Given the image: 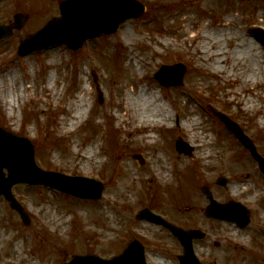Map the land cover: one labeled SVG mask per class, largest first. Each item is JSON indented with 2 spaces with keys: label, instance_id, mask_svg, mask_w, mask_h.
<instances>
[{
  "label": "rangeland",
  "instance_id": "1",
  "mask_svg": "<svg viewBox=\"0 0 264 264\" xmlns=\"http://www.w3.org/2000/svg\"><path fill=\"white\" fill-rule=\"evenodd\" d=\"M138 1L147 7L144 15L126 21L113 35L89 40L78 52L61 45L23 58L17 53L20 41L61 18L60 0L0 2V20L6 25L13 21L12 10L29 17L23 29L0 41V93L4 91L0 126L33 143L39 167L105 184L99 201L43 186H14V197L30 218L28 227L0 195V264H63L87 254L111 258L134 239L144 244L149 264H159L156 258L164 264H179L180 242L164 227L137 219L144 208L181 227L205 231L206 238L194 243L204 264H264V174L210 108L217 107L237 121L264 156V46L248 33L249 28L264 30V0ZM204 25L236 35L222 40L226 63L232 42L245 39L255 45L258 54L245 60L250 66L246 75L237 74L225 61L220 64L224 70L219 71L206 58L198 59L203 53L202 38L194 35ZM180 63L187 68L182 86L165 88L154 78L162 64ZM95 78L103 92L102 103ZM85 86L89 113L73 129L66 128L69 104ZM133 87L160 93L171 116L153 143L139 131L130 135L129 126L116 117ZM190 118L198 121L194 130L185 129ZM179 138L194 147L190 154L176 150ZM88 147L100 152V161L91 159L87 164L83 160ZM203 149L210 151L209 158L201 157ZM226 159L246 161L251 168L234 172ZM159 163L168 167L165 185L157 183L153 173ZM246 172L251 174L245 184L249 190L239 188L241 192L233 195L231 189ZM131 174L121 192L114 194L115 186H121L119 180ZM207 174L213 177L204 181ZM222 176L228 178L225 187L218 184ZM204 186L221 203L242 201L252 212V224L241 228L207 217L210 203ZM130 187L136 189L132 195ZM217 191L225 193L226 199L219 198ZM197 195L204 201L201 206ZM55 217L63 222L57 223Z\"/></svg>",
  "mask_w": 264,
  "mask_h": 264
},
{
  "label": "water",
  "instance_id": "2",
  "mask_svg": "<svg viewBox=\"0 0 264 264\" xmlns=\"http://www.w3.org/2000/svg\"><path fill=\"white\" fill-rule=\"evenodd\" d=\"M60 8L62 19L50 22L31 39L25 41L20 47V54L25 55L34 50H44L62 43L67 44L73 50H78L88 38H95L101 33H114L122 22L132 17L141 16L145 9L136 0H69L63 2ZM21 24L22 22L16 26L20 28ZM249 32L264 45V32L261 29H253ZM9 34L6 27H0V38ZM185 72L186 68L181 64L162 66L156 74V78L167 87L182 85ZM215 114L251 150L264 172V159L258 155L254 144L240 126L223 113L215 110ZM177 149L179 152L188 154L192 150L182 140L178 141ZM3 168L8 169V178L4 177ZM222 181L221 184L224 185L226 179L223 178ZM17 183L43 184L79 198L87 199H100L104 190V185L93 179L71 178L40 169L36 165L34 148L31 142L26 138L15 136L0 129V194L6 196L11 206L21 213L24 222L28 225L29 221L22 207L11 193L12 187ZM204 193L211 202L207 211L208 215L219 219L235 220L242 226L250 222L248 210L241 204L231 202L227 205H219L213 199L209 189L205 188ZM138 217L166 226L181 239L185 248V254L180 257L181 264H201L194 254L192 240L203 237L202 233L183 231L147 209L141 211ZM69 264L147 263L143 246L138 241H133L120 256L111 260L90 255L76 257Z\"/></svg>",
  "mask_w": 264,
  "mask_h": 264
},
{
  "label": "bare ground",
  "instance_id": "3",
  "mask_svg": "<svg viewBox=\"0 0 264 264\" xmlns=\"http://www.w3.org/2000/svg\"><path fill=\"white\" fill-rule=\"evenodd\" d=\"M222 25L223 24H218V26ZM207 28L208 26L204 25V27H202V30H200L198 34L196 33L194 35V38L196 39H199L200 37L202 38L200 46H202L201 49L203 53L197 56L198 59L206 58L208 61H211L210 64L216 67L219 71L224 70L222 67H220V64L225 61V64L230 63L233 70L235 72L237 71V74L246 75L250 71V66L247 65L245 60L248 59L251 55L257 57L258 54L257 51H255V45L252 42L246 43L245 39H242L241 41L235 43L232 42L230 45H228L229 48L232 49L228 57V60H230V62L226 63L227 55L225 53V50H223L225 48H221L222 40L225 38L230 40L229 36L236 35L232 34L231 31L228 33L224 30L219 31V28L217 26L213 30H208ZM218 32H221L223 35ZM206 66H209V63H206ZM2 81L3 79L0 80L1 88L3 87ZM244 81L246 82L245 78ZM87 91V86L83 87L81 94L70 102L69 106L71 107V114L67 115L70 119H68V121L64 123V126L66 128L73 129L83 120L86 115H88L89 106L87 101ZM3 94L4 91H1L0 95L3 96ZM166 106L167 105L162 101V95L158 92H155L153 88L148 89L141 87L140 89H136L135 87H133V90L128 91L127 95L125 96V102L123 103V105H121L120 108L117 109L116 117L120 122H125L129 126V128H126V130L129 131L130 135H133L136 131H139L143 137H147L148 139L150 138L149 143H153L158 137L155 136L156 132H158L161 128L169 125L171 116L170 114L166 113L165 110H168ZM9 108L10 110L13 109L12 103L9 104ZM197 125V119L190 118L185 124V129L194 130ZM68 132H70V130ZM194 136L195 134H193V137ZM202 140L206 141L205 137H203ZM81 156H83V160L86 161L87 164L90 163L89 160L91 159H94L96 163L100 161V152L97 153L94 149H92V147H88V150L86 149L85 153ZM201 157L209 158L210 151H206V149H203ZM226 162L230 164V168L234 172H238L240 170L244 171L246 168H251V165L248 164L246 161H240L239 163H229L226 159ZM159 165L160 163L155 166V168H153V173L157 175L156 182L161 185H165V182H168L169 180V171L167 170L168 167L166 163H162L160 166ZM162 167H165L166 171L164 170L162 172ZM132 174L129 176V178L125 180H119V185L121 186H115V188L113 189L114 194L117 192H121L120 188L123 187L126 181H128L129 179L131 180ZM250 175V173L246 172V174H244L243 176V180H241L239 184H236L231 189L233 195H236L237 193L241 192L239 191V188H245V191L249 190L248 187H245V184L246 181L250 178ZM212 177L213 176H211V174H207L204 175L202 179L204 181L211 180ZM128 190L129 194L131 195L136 191L134 187H130ZM217 196L221 199H226L225 193H222L220 191H217ZM196 199L200 202L199 206L204 203L200 196L197 195ZM202 209L203 208L201 207V209L199 210L202 211ZM55 219L57 220V223L63 222V218L61 217H55ZM156 262L159 264H164L162 263L161 258H156Z\"/></svg>",
  "mask_w": 264,
  "mask_h": 264
},
{
  "label": "flooded vegetation",
  "instance_id": "4",
  "mask_svg": "<svg viewBox=\"0 0 264 264\" xmlns=\"http://www.w3.org/2000/svg\"><path fill=\"white\" fill-rule=\"evenodd\" d=\"M5 0H0V2H4ZM13 12H14V15L17 13L16 11H14V10H12ZM9 14H10V10L8 11V16H9ZM9 18L11 19V17L9 16ZM8 22H10V21H8ZM6 22L5 21H1L0 20V24H5Z\"/></svg>",
  "mask_w": 264,
  "mask_h": 264
}]
</instances>
